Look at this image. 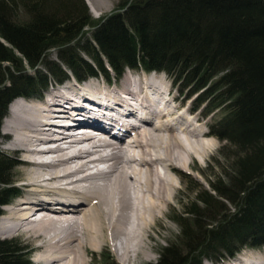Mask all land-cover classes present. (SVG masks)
I'll return each mask as SVG.
<instances>
[{"label":"trees","instance_id":"trees-1","mask_svg":"<svg viewBox=\"0 0 264 264\" xmlns=\"http://www.w3.org/2000/svg\"><path fill=\"white\" fill-rule=\"evenodd\" d=\"M117 7L94 22L83 0H0V121L12 100L39 98L66 72L111 81L126 68L164 73L206 106L205 116L215 115L209 133L230 152L221 178L211 176L209 190L193 188L196 201L173 218L180 250L165 245L152 264H200L264 246V0H123ZM17 9L23 21L13 20ZM14 167L0 152V214L18 194L9 179ZM25 251L0 240V264H30Z\"/></svg>","mask_w":264,"mask_h":264},{"label":"bare ground","instance_id":"bare-ground-1","mask_svg":"<svg viewBox=\"0 0 264 264\" xmlns=\"http://www.w3.org/2000/svg\"><path fill=\"white\" fill-rule=\"evenodd\" d=\"M70 78L37 102L10 103L3 129L7 150L22 156L14 178L22 193L6 210L0 235L27 237L35 264H86L89 251L107 246L120 264L150 262L151 230L168 218L177 192L173 175L190 167L187 159L205 157L210 136L190 109L170 107L174 96L161 107L149 98L163 94L156 76L104 77L103 88L94 80L66 85ZM68 118L99 134L63 136Z\"/></svg>","mask_w":264,"mask_h":264},{"label":"rangeland","instance_id":"rangeland-1","mask_svg":"<svg viewBox=\"0 0 264 264\" xmlns=\"http://www.w3.org/2000/svg\"><path fill=\"white\" fill-rule=\"evenodd\" d=\"M84 4L86 5L89 17L91 21H97L100 18L107 16L111 14L113 11H115L116 7L118 6V3H120L123 0H83ZM121 6L117 7L120 8ZM115 9V10H114ZM121 9L117 10L120 11ZM13 20L15 21H23L24 16L22 14V11L19 9L15 10L13 13ZM47 56L50 60L56 61L55 59V49H50L47 52ZM107 67V66H106ZM108 69V68H107ZM109 70V69H108ZM66 77H69L71 75L70 73L66 72ZM123 77H129L134 79H140L142 82H146L151 77H154V75L157 77V73L154 75L149 76V78H145L142 80L146 74H143L141 72L136 71H129L124 70ZM104 76H86L83 79H81L77 86L82 87V84H80L81 81L85 80H94L91 83H103L105 78H102ZM148 77V76H146ZM162 77V76H160ZM160 77H157L161 79ZM110 79V78H106ZM75 79L70 78L66 81V85H69V83H75ZM162 81V79H161ZM63 82V81H61ZM113 82V81H112ZM121 80L119 82L115 81V84L119 86ZM114 85V83H112ZM75 85V84H74ZM165 87H170V94L169 97L174 96V101L170 102L169 105L171 108H174V106H178L179 104L183 109H190L192 113V118L197 117L199 121V129L203 132H208V126L212 123L213 119L215 118V115L211 113L208 116H205V112L207 110L206 106H198L197 105V97L194 95L189 96L190 91L183 89L181 85H174L170 83V80L166 78V81L164 83ZM64 86V85H63ZM55 87V84L51 82V84L45 89V92H41L40 98H45V94L47 91H51ZM103 88V84H102ZM112 88H116V86H112ZM119 88V87H118ZM45 93V94H44ZM19 101L18 99L13 100ZM131 104V102H129ZM25 104V103H22ZM10 112L8 111V107L6 108V114H5V120L7 117H9ZM188 119H191V116H187ZM8 119V118H7ZM5 120L0 121V135L2 138H0V152L3 154L8 155L12 159V161L15 163V167L11 170L9 179H11L14 182V188L18 192L19 189V181L14 180L15 175L17 174V171L21 168L19 165H17V160L21 157L20 155H14L12 152L7 150L8 147V141L6 136L4 134L6 133L3 129V124L5 123ZM157 122V121H156ZM159 124V122H157ZM156 124V125H157ZM195 127V125L193 126ZM209 144V149L207 151V154L205 157L196 156L192 160H188L187 162L190 165L188 169H183L181 175L175 176V184L178 187L177 192L175 194L174 200L171 203V208L167 211L168 218L160 221L159 223L155 224V227L153 230H151V237L153 238L152 241H150L151 246L153 247V253H152V261L150 262H140L139 264H152L157 259V252L159 249L165 245L168 244H174L178 249L180 248V244L177 242L178 238V227L173 223V218L175 216L181 214L184 212L183 206L188 202H195L196 198L194 196V192L192 191L193 188H201L204 190H209L207 186V182L211 179L213 180V177L215 176L217 178H221L220 173L222 172V168L225 167L224 159L229 155L230 150L226 149L227 144L224 141H218L214 137H210L207 142ZM225 164V165H224ZM20 167V168H19ZM181 172V171H180ZM21 190V189H20ZM22 191V190H21ZM22 193V192H18ZM15 201V200H14ZM13 201V202H14ZM6 214V213H5ZM36 218L38 217V214L35 215ZM35 216L30 219L34 220ZM31 221V222H32ZM33 223V222H32ZM14 239L16 240L21 246L25 247V252L28 256V261L30 264H35L33 262L34 258V251L35 249L31 247L30 241L25 236H4L0 235V240H10ZM180 250V249H179ZM36 252V251H35ZM37 254V252H36ZM117 255L115 252L109 248V246L104 247L102 250L97 252H90L89 255L84 256L86 264H120L117 260ZM245 256V257H243ZM36 257V256H35ZM108 257L110 258L108 260ZM252 257L256 259L257 261L253 260V262H257L256 264H264V246L257 247V248H242L240 252L236 253L232 257L225 256L223 259H220L218 261H215L213 259L201 261L200 264H234L235 260H238L239 258H245Z\"/></svg>","mask_w":264,"mask_h":264}]
</instances>
